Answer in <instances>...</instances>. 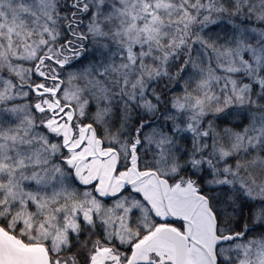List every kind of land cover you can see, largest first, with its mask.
<instances>
[{
  "label": "snow or ice",
  "instance_id": "snow-or-ice-1",
  "mask_svg": "<svg viewBox=\"0 0 264 264\" xmlns=\"http://www.w3.org/2000/svg\"><path fill=\"white\" fill-rule=\"evenodd\" d=\"M0 264H264V0H0Z\"/></svg>",
  "mask_w": 264,
  "mask_h": 264
}]
</instances>
